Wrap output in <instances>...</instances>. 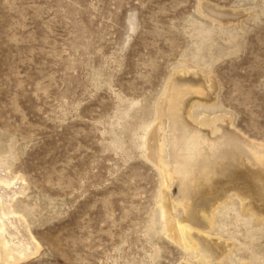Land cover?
<instances>
[{
  "label": "rangeland",
  "instance_id": "obj_1",
  "mask_svg": "<svg viewBox=\"0 0 264 264\" xmlns=\"http://www.w3.org/2000/svg\"><path fill=\"white\" fill-rule=\"evenodd\" d=\"M176 82L204 87L195 121L264 146V0H0V177L25 179L13 206L39 244L0 264H205L168 239L145 156ZM214 218L230 251L209 264H264V223L239 199Z\"/></svg>",
  "mask_w": 264,
  "mask_h": 264
},
{
  "label": "bare ground",
  "instance_id": "obj_2",
  "mask_svg": "<svg viewBox=\"0 0 264 264\" xmlns=\"http://www.w3.org/2000/svg\"><path fill=\"white\" fill-rule=\"evenodd\" d=\"M178 77L186 80L199 76L194 71H183ZM204 93L203 86L192 83L176 82L167 88L158 103L157 123L147 132L144 145L145 156L165 179L160 205L168 239L209 264L224 259L230 251L224 239L212 236L215 212L222 205L239 199L244 211H251L264 223V146L233 133L218 136V124L225 123L223 118L195 121L191 111ZM168 157L176 161L175 172L184 195L183 219L176 216L168 191ZM24 180L20 176L0 177V248L6 252L8 262L37 251L39 245L26 219L13 206L25 190Z\"/></svg>",
  "mask_w": 264,
  "mask_h": 264
}]
</instances>
